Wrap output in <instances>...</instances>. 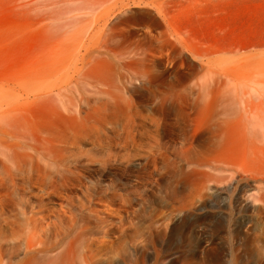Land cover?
Listing matches in <instances>:
<instances>
[{"label": "rangeland", "instance_id": "obj_1", "mask_svg": "<svg viewBox=\"0 0 264 264\" xmlns=\"http://www.w3.org/2000/svg\"><path fill=\"white\" fill-rule=\"evenodd\" d=\"M0 150V264H264V0H0Z\"/></svg>", "mask_w": 264, "mask_h": 264}, {"label": "bare ground", "instance_id": "obj_2", "mask_svg": "<svg viewBox=\"0 0 264 264\" xmlns=\"http://www.w3.org/2000/svg\"><path fill=\"white\" fill-rule=\"evenodd\" d=\"M2 148V147H1ZM6 148V147H5ZM4 150V149H3ZM0 154H2V151L0 150ZM3 155H5V154H3ZM3 158H5V157H3ZM6 160V159H5Z\"/></svg>", "mask_w": 264, "mask_h": 264}]
</instances>
